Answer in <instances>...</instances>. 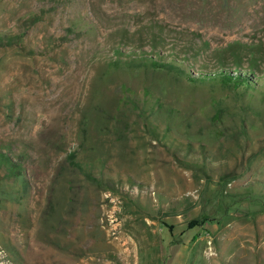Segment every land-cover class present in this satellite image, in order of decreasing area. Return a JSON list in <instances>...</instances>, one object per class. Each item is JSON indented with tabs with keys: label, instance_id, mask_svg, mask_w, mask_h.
I'll return each mask as SVG.
<instances>
[{
	"label": "rangeland",
	"instance_id": "374dc122",
	"mask_svg": "<svg viewBox=\"0 0 264 264\" xmlns=\"http://www.w3.org/2000/svg\"><path fill=\"white\" fill-rule=\"evenodd\" d=\"M0 264H264V0H0Z\"/></svg>",
	"mask_w": 264,
	"mask_h": 264
},
{
	"label": "trees",
	"instance_id": "16d2710c",
	"mask_svg": "<svg viewBox=\"0 0 264 264\" xmlns=\"http://www.w3.org/2000/svg\"><path fill=\"white\" fill-rule=\"evenodd\" d=\"M156 63H157V61L152 59V64H156ZM228 79H232V78L229 77ZM239 80L242 81V82H247L246 81L247 79H245V78H242V79H239ZM236 81H238V80H236ZM190 224L193 225V223H190Z\"/></svg>",
	"mask_w": 264,
	"mask_h": 264
},
{
	"label": "bare ground",
	"instance_id": "6f19581e",
	"mask_svg": "<svg viewBox=\"0 0 264 264\" xmlns=\"http://www.w3.org/2000/svg\"><path fill=\"white\" fill-rule=\"evenodd\" d=\"M119 243V242H118Z\"/></svg>",
	"mask_w": 264,
	"mask_h": 264
}]
</instances>
